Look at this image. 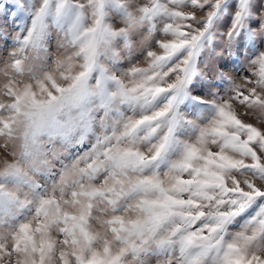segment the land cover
Wrapping results in <instances>:
<instances>
[{"label": "rangeland", "instance_id": "obj_1", "mask_svg": "<svg viewBox=\"0 0 264 264\" xmlns=\"http://www.w3.org/2000/svg\"><path fill=\"white\" fill-rule=\"evenodd\" d=\"M0 264H264V0H0Z\"/></svg>", "mask_w": 264, "mask_h": 264}]
</instances>
